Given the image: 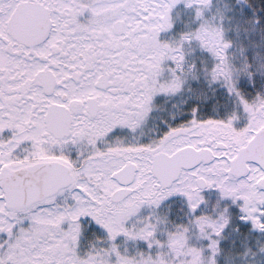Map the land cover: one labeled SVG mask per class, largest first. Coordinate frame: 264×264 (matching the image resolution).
<instances>
[{
	"label": "snow or ice",
	"instance_id": "6c2138e0",
	"mask_svg": "<svg viewBox=\"0 0 264 264\" xmlns=\"http://www.w3.org/2000/svg\"><path fill=\"white\" fill-rule=\"evenodd\" d=\"M0 264H264V0H0Z\"/></svg>",
	"mask_w": 264,
	"mask_h": 264
}]
</instances>
